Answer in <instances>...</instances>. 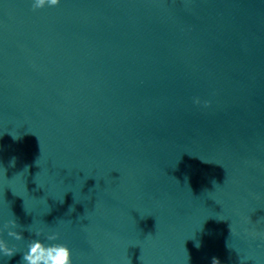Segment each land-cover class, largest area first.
Listing matches in <instances>:
<instances>
[{
    "label": "water",
    "instance_id": "obj_1",
    "mask_svg": "<svg viewBox=\"0 0 264 264\" xmlns=\"http://www.w3.org/2000/svg\"><path fill=\"white\" fill-rule=\"evenodd\" d=\"M33 2L0 0V264H264V0Z\"/></svg>",
    "mask_w": 264,
    "mask_h": 264
},
{
    "label": "clouds",
    "instance_id": "obj_2",
    "mask_svg": "<svg viewBox=\"0 0 264 264\" xmlns=\"http://www.w3.org/2000/svg\"><path fill=\"white\" fill-rule=\"evenodd\" d=\"M60 3V0H34L33 9L43 8L45 5L56 6ZM201 101L199 98L195 100V103L199 104ZM210 102H205L207 107ZM16 138V137H14ZM15 162V158L13 161ZM18 224L15 218L5 222L3 230H7V235L14 238L17 241L25 239L23 231H16ZM42 235L41 231L34 233L35 237ZM48 241H56L59 239V233H52L46 236ZM196 247H200L199 241L196 242ZM18 249L15 247H9L5 239L0 238V254L3 257L11 258L17 254ZM20 264H72V253L70 248L66 244L62 243H49L46 244L40 239L29 238L27 251L22 253ZM211 264H221L218 257L211 258Z\"/></svg>",
    "mask_w": 264,
    "mask_h": 264
}]
</instances>
